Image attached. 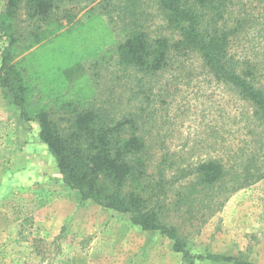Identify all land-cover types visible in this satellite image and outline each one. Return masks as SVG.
I'll use <instances>...</instances> for the list:
<instances>
[{"label": "trees", "instance_id": "1", "mask_svg": "<svg viewBox=\"0 0 264 264\" xmlns=\"http://www.w3.org/2000/svg\"><path fill=\"white\" fill-rule=\"evenodd\" d=\"M65 1L8 0L2 30L10 44L3 53L0 85L14 94L26 121L39 122L40 137L56 158L67 187L79 191L84 201L129 214L145 231H160L174 242L176 252L190 260L185 243L188 229L196 227L193 222H206L231 194L264 178V60L240 56L237 50L242 37L264 14V0H258L257 13L251 0H91L95 6L77 26L86 27L91 16L97 15L105 19L108 29L121 33L116 66L128 74L131 85L123 93L111 91L112 86L107 105L98 106L93 91L86 97L96 105L89 100L85 108L77 105L75 109L65 99L56 112L59 103L50 106L42 92H53L55 100L65 98L63 89L75 81H70L71 75L59 78L48 73L38 82L36 75L42 77V73L35 69L36 53L22 55L66 34L69 25L70 29L75 26L73 14L67 25L63 23L60 3ZM22 11L27 18L23 21L33 24L18 34L14 23L22 21ZM95 54L92 67L98 68L107 57L99 50ZM194 59L218 85L253 107V115L248 116L250 146L239 148L242 155L234 156L233 167L215 157L186 165L165 141L153 136L155 113L148 83L177 67L189 86ZM142 95L139 108L114 118L111 99L131 103ZM208 127L209 134H219ZM236 164L241 171L234 168ZM204 259L252 264L219 255Z\"/></svg>", "mask_w": 264, "mask_h": 264}, {"label": "rangeland", "instance_id": "2", "mask_svg": "<svg viewBox=\"0 0 264 264\" xmlns=\"http://www.w3.org/2000/svg\"><path fill=\"white\" fill-rule=\"evenodd\" d=\"M251 1L257 13L258 0ZM7 2L0 0V68L10 44L2 30ZM95 3H60L63 23L67 25L73 14L75 26L70 29L69 25L64 29L66 34L22 55L36 53L35 69L42 73V77L36 75L38 82L48 73L59 78L71 75L70 81H75L63 89L65 98L55 100L53 92H42L50 106L59 103L56 112L65 99L71 100L75 109L77 105L85 108L90 100L86 96L93 91L97 105H107L112 86L111 91L123 93L131 85L128 74L116 66L115 50L123 39L121 33L108 29L105 19L97 15L91 16L86 27L77 26ZM26 19L22 11V21L14 23L18 34L33 24L23 21ZM242 39L237 49L240 56L264 60L263 13ZM95 50L107 57L98 68L92 67ZM199 64L198 59L193 60L189 86L177 67L148 83L155 113L153 136L165 141L186 165L215 157L233 167L234 156L242 155L239 148L250 146L248 116L253 115V107L226 86L218 85ZM118 100L111 99L114 118L139 108L144 96L131 103ZM209 125L219 134H209ZM40 134L39 122L26 121L14 94L0 85V264H234L204 259L209 255L264 264V178L231 194L206 222H193L196 227L188 229L185 243L193 258L185 260L174 250V242L160 231H145L129 214L84 201L79 191L67 187L56 158ZM238 164L234 168L241 171Z\"/></svg>", "mask_w": 264, "mask_h": 264}]
</instances>
